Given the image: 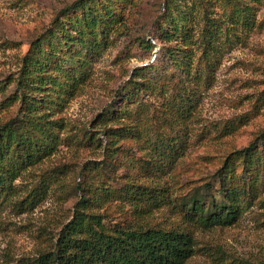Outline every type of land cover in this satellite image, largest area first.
I'll list each match as a JSON object with an SVG mask.
<instances>
[{"label": "rangeland", "instance_id": "obj_1", "mask_svg": "<svg viewBox=\"0 0 264 264\" xmlns=\"http://www.w3.org/2000/svg\"><path fill=\"white\" fill-rule=\"evenodd\" d=\"M76 1L0 0V125L21 118L11 81L23 57L55 25L60 11ZM94 2L105 38L98 39L92 54L68 51L69 56L86 57L81 69L73 65L84 77L67 97L51 95L53 150L22 170L0 201V264H32L51 250L83 196L90 202L88 211L102 215L108 227L189 232L195 248L185 264H264V167L256 197L244 200L232 225L204 229L181 208L195 192L212 189L215 195V173L226 155L264 132V0L254 3L251 28L218 24L215 53L207 64L202 48L195 49L190 77L179 74L165 55L173 45L159 40L162 29L167 30V5L173 16L176 9L182 11L198 33L204 13L215 23L227 19L224 0ZM74 16L68 12L59 21L65 17L67 24V17ZM142 41L153 48L143 50ZM55 65L49 69L54 77ZM63 66L69 68L68 63ZM136 71L150 89L123 100ZM180 92L188 93V108L176 101ZM105 113L110 117L101 121ZM117 128L128 134L106 135ZM169 139L178 152L166 160L168 152L160 144ZM237 173L239 182L252 178L239 169ZM137 187L154 191L162 202L129 195Z\"/></svg>", "mask_w": 264, "mask_h": 264}, {"label": "trees", "instance_id": "obj_2", "mask_svg": "<svg viewBox=\"0 0 264 264\" xmlns=\"http://www.w3.org/2000/svg\"><path fill=\"white\" fill-rule=\"evenodd\" d=\"M256 1L224 0V7L228 9L227 19L215 23L204 13L198 33L182 11L176 9L173 16L167 5V30L162 29L159 40L173 45L164 51L174 69L182 76L187 74L190 77L197 48H202V58L209 64L208 56L215 53V42L221 32L218 24L223 22L224 25L251 28ZM94 3V0H79L61 10L55 25L32 44L21 61L18 75L11 81L16 88L13 101L19 103L21 118L0 125V201L12 191L13 181L22 170L36 165L53 150L55 140L50 132L55 122L49 116L50 104L53 103L51 95L67 97L84 77V73L73 65L81 69L86 64V57L69 56L68 51L78 48L79 52L84 50L92 54L98 49V39L105 38L100 26L102 19L94 13ZM103 7L111 13L105 5ZM68 12L75 16L67 17V24H64L65 17L59 21L60 16ZM194 33L197 39L192 41ZM139 46L148 51L153 48L148 41L140 42ZM64 62L69 64V68L63 66ZM54 63L56 65L51 71L56 72V77L49 75ZM76 81L77 84L72 85ZM127 85L130 89L124 88L126 94L123 100L126 101H130L136 93L150 89V82L141 76V71L133 73ZM179 94L181 97L176 99L179 106L188 108V93ZM182 96L187 100L183 101ZM109 117L110 113H105L101 121H107ZM127 134L118 128L106 130V135L113 139ZM160 146L168 152L163 156L166 160L178 152L176 143L170 139ZM263 164L264 132L247 146L226 155L215 173V195H211L212 189L195 192L181 203L182 210L191 222L204 229L232 225L243 211L244 200L256 197ZM238 169L239 173L252 178L237 181ZM129 195L136 196V199H150L153 203L157 200L154 191L138 187ZM207 197L211 198L208 203ZM157 201L162 202L161 199ZM89 203L86 196L80 198L74 206L71 220L59 231L53 248L41 253L32 264H185L194 254L195 241L189 232L143 226L108 227L102 215L88 211Z\"/></svg>", "mask_w": 264, "mask_h": 264}, {"label": "built area", "instance_id": "obj_3", "mask_svg": "<svg viewBox=\"0 0 264 264\" xmlns=\"http://www.w3.org/2000/svg\"><path fill=\"white\" fill-rule=\"evenodd\" d=\"M155 57V56H154Z\"/></svg>", "mask_w": 264, "mask_h": 264}]
</instances>
